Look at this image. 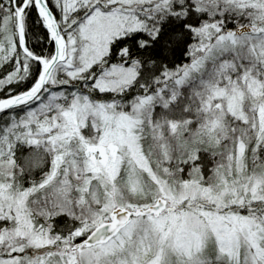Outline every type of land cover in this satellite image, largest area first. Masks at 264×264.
<instances>
[{
	"label": "snow or ice",
	"instance_id": "1",
	"mask_svg": "<svg viewBox=\"0 0 264 264\" xmlns=\"http://www.w3.org/2000/svg\"><path fill=\"white\" fill-rule=\"evenodd\" d=\"M0 264H264V0H0Z\"/></svg>",
	"mask_w": 264,
	"mask_h": 264
}]
</instances>
